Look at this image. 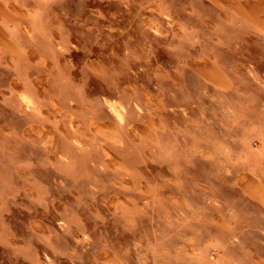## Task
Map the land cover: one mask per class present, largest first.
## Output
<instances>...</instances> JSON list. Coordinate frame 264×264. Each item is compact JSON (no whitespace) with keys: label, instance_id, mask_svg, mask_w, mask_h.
<instances>
[{"label":"clouds","instance_id":"1","mask_svg":"<svg viewBox=\"0 0 264 264\" xmlns=\"http://www.w3.org/2000/svg\"><path fill=\"white\" fill-rule=\"evenodd\" d=\"M0 264H264V0H0Z\"/></svg>","mask_w":264,"mask_h":264}]
</instances>
